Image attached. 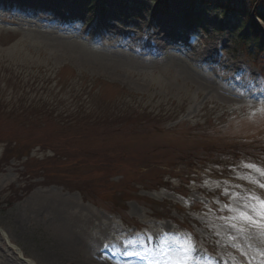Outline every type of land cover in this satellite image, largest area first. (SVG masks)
Wrapping results in <instances>:
<instances>
[{
    "label": "rangeland",
    "instance_id": "374dc122",
    "mask_svg": "<svg viewBox=\"0 0 264 264\" xmlns=\"http://www.w3.org/2000/svg\"><path fill=\"white\" fill-rule=\"evenodd\" d=\"M153 3L0 0V156L4 139L42 142L0 161V264H264V232L228 207L264 198L245 167L264 160V51L244 23L230 31L264 0H167L151 24ZM23 100L101 118L67 145ZM60 144L80 148V173L46 159Z\"/></svg>",
    "mask_w": 264,
    "mask_h": 264
},
{
    "label": "trees",
    "instance_id": "16d2710c",
    "mask_svg": "<svg viewBox=\"0 0 264 264\" xmlns=\"http://www.w3.org/2000/svg\"><path fill=\"white\" fill-rule=\"evenodd\" d=\"M154 4L156 5V8H160L161 5H163L164 1H159L158 4H156L158 1L157 0H153ZM224 9H221V12H225L226 9L223 7ZM154 13V11H153ZM255 14L262 20V27L264 29V9H260L259 11L256 10ZM244 16V17H243ZM193 23H196L198 26H200V20L199 18L195 19L192 18ZM240 21V22H239ZM247 21V26L250 30V34H251V38L252 39V45H251V51L253 53L255 52H261L264 49V31L263 34L260 35L261 33V28L260 26L251 18L248 17V15L242 13L241 15V19H239L238 21H235V23H233L230 26V31H233L236 29L238 22L239 23H246ZM202 27V26H200ZM234 32V31H233ZM59 77H57V75L50 79L49 81H52L54 79H57ZM61 80V79H60ZM58 80V82L60 81ZM95 84L93 83V85L91 86V88L85 93L86 97H92V94L95 92ZM79 97H81L79 95ZM27 101V100H26ZM23 100V102H20V105H22L23 107V112L20 113H27L28 111H35V118H32L31 116H27L30 120L34 121L38 124V121H41V125L42 127H45V123L49 122V120H45L46 118H49L50 120H53L54 124L52 125L55 128V136H57L58 140H69L68 137H72V139L70 140V142H67V145L73 144L75 142H79V137L81 136H87L88 132L86 133L87 130L91 129L89 127V123L94 120L95 118H101L99 117H92V108H85L82 106H77L74 108L73 111H71L70 114H65V112H58L57 114H55L58 109L56 110V104L53 105L51 104L53 101H48V100H42L39 102H35L34 100H31L29 102H27ZM51 102V103H50ZM88 103H85V105ZM88 107V106H86ZM8 108V102H6L5 99L0 97V113L1 115H5L8 116L9 112L7 111ZM88 109V110H87ZM11 110H14V107L11 108ZM43 110L45 112H48L43 118V120L40 117V111ZM91 113V114H90ZM18 115L16 118H14V120L18 121V118L21 116ZM120 115V114H119ZM117 115V116H119ZM93 116H97V115H93ZM103 120H106L104 118V116L102 117ZM122 120V116H120L118 119L114 118L113 121L116 122L115 124H118L119 121ZM38 126L40 127V125L38 124ZM18 142L12 141L10 139H4L2 140L3 142V146L4 149L2 151V154L0 156V161L4 160L5 162L7 161L8 157H12L15 156L14 158H16V160L18 161H22L23 158H25V160H28L30 158V153L32 151V149L35 146H38L39 144H41L42 142H33L31 144H27L24 143L23 140L21 141L20 138H18ZM54 144V143H52ZM65 144H60L59 146L53 147V146H41V148L43 149V152L50 150L52 151L51 156H46V159H53L54 157H57L59 159H70V158H76L77 156H75L74 154V150H76L78 153H80V148H75V147H71V149H67L69 146H67ZM59 151L63 152L62 154L58 153ZM83 152V151H81ZM70 153V154H69ZM83 156H88L87 152H83ZM96 161L93 164V167H97L98 169H101L102 167H110L111 164H114L115 162L113 160H106L102 155L98 156L96 155ZM72 167H75L76 170H78V172L80 173V167L79 165L81 164L80 158L79 156L76 158L75 161H72L71 163ZM102 170V169H101ZM77 177V176H76ZM68 178V177H66ZM78 178V177H77ZM72 181V180H70ZM118 197H124L121 196L120 194L117 195ZM115 196V197H117ZM124 207V206H123Z\"/></svg>",
    "mask_w": 264,
    "mask_h": 264
},
{
    "label": "snow or ice",
    "instance_id": "6c2138e0",
    "mask_svg": "<svg viewBox=\"0 0 264 264\" xmlns=\"http://www.w3.org/2000/svg\"><path fill=\"white\" fill-rule=\"evenodd\" d=\"M262 113H264V108L260 109ZM245 167L254 170L259 173L261 176H264V169L258 168L256 165L247 164ZM250 180V182L257 184L259 187L264 188V182L257 181L252 177H246ZM237 194L233 193V196ZM238 198V197H237ZM245 200H251V204H245L244 208H232V206H228L233 212L234 216L232 219L240 220L244 225H250L257 228L259 231L264 232V198L257 196L255 194H246L244 197ZM244 209H248L247 211ZM252 213H255L253 215ZM233 227H237L235 224ZM239 231H244L245 227H238ZM190 239V238H189Z\"/></svg>",
    "mask_w": 264,
    "mask_h": 264
},
{
    "label": "bare ground",
    "instance_id": "6f19581e",
    "mask_svg": "<svg viewBox=\"0 0 264 264\" xmlns=\"http://www.w3.org/2000/svg\"><path fill=\"white\" fill-rule=\"evenodd\" d=\"M161 35H162V34H161ZM163 38H165V39H169V37L166 36V35H163ZM170 39H172V38H170Z\"/></svg>",
    "mask_w": 264,
    "mask_h": 264
}]
</instances>
